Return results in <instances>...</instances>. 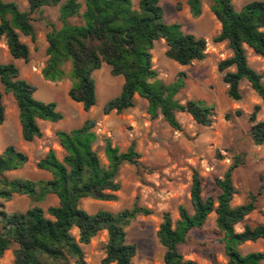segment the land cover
I'll list each match as a JSON object with an SVG mask.
<instances>
[{"label":"trees","instance_id":"trees-1","mask_svg":"<svg viewBox=\"0 0 264 264\" xmlns=\"http://www.w3.org/2000/svg\"><path fill=\"white\" fill-rule=\"evenodd\" d=\"M29 10L23 11L15 1L0 0V39L5 38L13 58H30V48L22 36L37 39L32 14L45 6L60 5L58 28L48 23V59L42 70L46 80L61 81L69 78L72 85L70 98L89 111L97 100L94 72L104 64L110 66L111 74L123 76L120 94L108 101L104 113H118L135 106V95L148 101L147 112L152 118L160 115L175 129H181L177 117L187 112L201 125L210 126L213 108L199 100L182 103L176 98L185 87L184 74L172 83L159 78L153 66L152 50L155 42L164 39L167 56L181 65H189L206 57L207 41L203 37L186 33L182 24L168 23L160 0H140L139 8L132 0H84L85 9L79 0H27ZM204 0H188L194 16L202 13ZM211 11L221 23V32L216 42L227 41L233 55L220 62L221 71H226L224 81L228 84V96L242 98L240 83L246 79L264 103L263 74L248 62L245 45L264 57V0H254L237 10L233 0H210ZM83 16L82 24H71L69 19ZM234 67L235 70L228 71ZM0 82L11 93L19 108L22 137L31 142L43 136L39 121L59 122L64 115L55 102H45L35 97L36 87L20 77V70L13 62L0 64ZM257 106L250 115V136L255 144L264 143V121L257 120ZM237 116L243 112L235 111ZM231 115L226 114L230 119ZM5 121L3 93L0 92V124ZM95 121L87 119L79 128L58 130L57 137L65 155L60 159L54 149L38 161L39 169L52 174L51 179L32 180L10 177L8 172L22 168L28 155L9 145L0 154V199L9 200L14 194L27 195L34 201L55 194L59 203L46 211L34 206L25 212L8 214L0 210L3 228L0 231V258L13 249V264H86L84 246L102 230L109 235L103 264H133L137 246L127 241V227L139 215L152 211L137 203L130 209L117 213L101 210L89 213L80 207V200L115 201L121 188L119 175L124 164L143 167L141 154L132 142L126 151L104 138L105 164L94 144L98 135ZM244 163L237 155L223 178L216 179L217 196L203 195V179L199 171L193 173L191 200L194 212L181 206L180 218L174 223L170 212H165L158 230L160 243L165 247V264H199L186 259L180 245L188 240L189 233L201 228L210 214L216 213V223L221 234V243L228 264L264 263V251L242 254L239 247L248 241L264 239V224L244 225L242 231L236 225L256 209V195L244 204L232 205L237 193L233 181L234 171ZM78 229V237L73 233Z\"/></svg>","mask_w":264,"mask_h":264},{"label":"rangeland","instance_id":"rangeland-1","mask_svg":"<svg viewBox=\"0 0 264 264\" xmlns=\"http://www.w3.org/2000/svg\"><path fill=\"white\" fill-rule=\"evenodd\" d=\"M5 1H15L21 10H29L27 0ZM64 1L66 0L61 3ZM79 1L83 4V13L84 0ZM251 1L254 0H233V4L240 10ZM132 3L134 8H139L140 0H132ZM160 4L164 9L166 22L181 23L186 33L205 38L207 49L204 59L181 65L167 56V43L160 39L155 42L152 50L153 66L159 78L167 84L184 74L185 87L176 98L182 103L193 99L211 106L213 116L210 126L199 124L187 112H179L177 117L182 128L175 129L162 115L152 118L147 112L148 101L138 94L135 95V106L120 113L113 110L105 114L106 103L120 94L124 84V77L112 75L107 64L94 72L97 100L89 111H85L82 104L70 98L72 82L69 78L56 82L46 80L42 70L48 59V23H54L58 28L62 26L60 5L45 6L32 14L37 39L33 41L31 37H21L30 48L28 61L13 58L5 38L0 39V64L15 63L20 70V77L36 87L35 97L45 102H55L57 109L64 115L59 122L40 120L43 136L31 142L25 141L16 100L11 93L5 92L0 82L5 105V121L0 124V154L7 146L13 145L28 155V162L22 168L8 172L10 177L51 179L50 172L38 168V161L50 149H54L62 159L65 150L59 143L57 131L79 128L87 119L95 121L94 130L99 138L94 149L105 164L108 161L104 151V138H110L112 144L122 151H126L132 142L136 143L143 167L138 168L132 164L122 166L118 178L121 188L116 192L118 199L104 201L84 198L79 203L81 208L92 214L101 210L117 213L132 208L135 203L152 211L149 215H139L127 227V241L137 246L133 264H165V247L158 238L164 213L170 212L175 223L180 218L181 206L187 207L190 213L194 212L191 187L195 170L199 171L203 179V195L217 196L219 189L216 179L224 177L237 155L244 157V163L233 174L237 193L232 205L248 202L251 194L257 197L256 209L245 218L244 223L236 225V230L242 231L245 224L252 227L264 224V143L257 145L252 140V123L249 120L259 106L257 120L264 121V103L246 79L240 83V100L228 96V84L224 81L227 70L221 71L219 64L231 57L233 52L227 41L214 40L221 32V23L211 11L210 0L203 1L199 16L191 13L188 0H160ZM83 22V16L69 19L71 24ZM245 48L250 66L263 74L264 82V57L246 45ZM233 70L234 67L228 69ZM237 110L243 112L242 116L236 115ZM227 113L231 115L230 119L226 118ZM58 203L59 199L55 194H48L41 201H34L27 195L14 194L9 200L0 199V210L13 214L39 206L46 211ZM216 218V213L210 214L205 225L192 230L187 242L180 245L179 249L186 259L195 260L199 264H228ZM2 228L3 221L0 217V231ZM73 233L78 237V229L75 228ZM108 239V232L102 230L84 246L86 264H103ZM239 250L244 255L264 251V239L248 241ZM13 261V249L6 251L0 258V264H13Z\"/></svg>","mask_w":264,"mask_h":264}]
</instances>
